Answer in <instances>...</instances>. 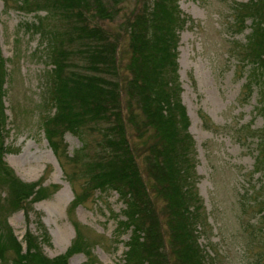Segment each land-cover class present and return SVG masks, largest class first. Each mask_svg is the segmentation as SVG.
<instances>
[{"label":"rangeland","instance_id":"rangeland-1","mask_svg":"<svg viewBox=\"0 0 264 264\" xmlns=\"http://www.w3.org/2000/svg\"><path fill=\"white\" fill-rule=\"evenodd\" d=\"M145 1L101 0L110 18L91 8L87 16L115 44L111 72L116 74L111 81L117 85L125 138L153 200L161 237L169 241L166 203L150 170V156L161 146V135L144 122L139 96L134 93L132 97L128 91L133 71L127 22L144 13ZM247 1L180 2L189 21L179 48V92L191 120L187 133L196 165L191 189L197 190L200 199L193 231L207 264H264V171L256 172L257 136L264 129V88L250 79L253 87L247 88L251 66L242 61L241 53L247 47L242 49L251 22L237 34L233 10L235 3ZM35 20V15L18 10L16 0H0L1 51L10 76L4 99L8 120L4 143L10 148L5 161L16 174L10 189H21V183L24 193L31 196L22 208L11 211L14 198L0 190V224H7L24 252L31 236L50 260L66 257L71 250L69 264H124L133 233L122 225L126 204L121 196L113 190L95 191L73 208L88 186L78 153L88 159L105 158L98 149L101 136L97 129L85 127L79 133L60 127L58 131H65L55 138L56 150L46 138L42 123L56 110L48 103L52 87L49 46L43 47L40 37L26 30ZM33 188L34 192H28ZM41 189L45 192L37 199ZM165 246L168 261L173 263V248L170 243ZM13 256L11 252L9 261L0 264H12Z\"/></svg>","mask_w":264,"mask_h":264},{"label":"trees","instance_id":"trees-1","mask_svg":"<svg viewBox=\"0 0 264 264\" xmlns=\"http://www.w3.org/2000/svg\"><path fill=\"white\" fill-rule=\"evenodd\" d=\"M180 0H147L144 13L133 15L127 22L130 30L132 49L133 80L128 91L140 98L146 121L161 135V146L151 153L150 170L159 183V189L166 203L167 225L171 229L169 241L161 237L159 217L153 211L152 199L143 181L141 169L125 138L124 123L120 118L117 85L111 81L115 68L112 57L115 44L111 42L100 26H94L87 17L89 9H95L102 16L106 10L101 0H17L18 9L30 14L45 11L40 25L53 31L52 59L56 64L55 79L49 90V105L56 110L46 115L42 123L45 135L56 150L55 138L65 130L82 133V129H97L101 136L98 149L103 156L88 159L78 153L83 163V172L88 186L82 195L77 196L75 207L84 203L92 192L116 191L126 204V220L122 225L132 229V237L124 264H207L202 248L196 241L194 226L199 211L197 190L191 189L193 146L190 147V134L187 133L189 120L185 108L176 101L178 91L177 48L178 32L183 27L178 2ZM238 33L251 21V31L242 54L243 61L251 66L250 81L258 82L264 88V0H251L235 4ZM44 21L51 23L44 24ZM58 22L60 28L53 25ZM81 62L82 64H79ZM68 70V71H67ZM6 69L0 60V190L14 198L17 211L31 196L23 185L21 189H10L12 172L2 157L8 151L4 147V92ZM264 91V89H263ZM104 123L108 126H101ZM91 125V126H87ZM99 128H102L101 132ZM260 155L256 160V172L264 171V129L259 132ZM84 149V148H83ZM23 191V192H21ZM34 192V188L28 190ZM44 189L36 194L41 199ZM1 206V205H0ZM2 207V206H1ZM7 224H0V263L8 262L11 252L12 264H68L71 250L66 257L50 260L42 253L31 236L27 238V251L17 241ZM123 228V229H124ZM26 240V239H25ZM80 243L83 245L82 237ZM172 246L175 257L168 261L165 244Z\"/></svg>","mask_w":264,"mask_h":264}]
</instances>
